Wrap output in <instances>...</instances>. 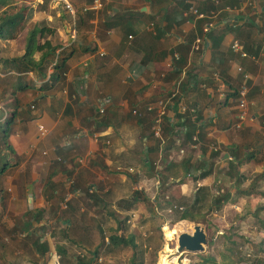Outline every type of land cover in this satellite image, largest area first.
<instances>
[{
    "label": "crops",
    "instance_id": "1",
    "mask_svg": "<svg viewBox=\"0 0 264 264\" xmlns=\"http://www.w3.org/2000/svg\"><path fill=\"white\" fill-rule=\"evenodd\" d=\"M24 1L32 4L33 14L47 13L54 29L49 37L59 42L56 51L67 55L61 80L52 81L50 66L44 79L28 73L35 87L16 94L18 116L7 137L11 148L0 145L7 170L23 162V174L13 178L24 179L20 185L31 215L49 211V200L58 201L69 190L73 196L61 204L68 208L61 223L70 225L71 214L74 222L80 211L106 207L111 192L123 201L113 208L126 211L128 223L136 221L138 214L128 206L141 200L138 193L135 201L132 196L148 178L134 182L127 197L133 170L128 166L137 165L144 176L150 157L158 155L166 166L187 157L193 162L175 143L162 147L155 133L166 119L184 135L183 112L195 122L196 140L214 142L218 154L201 156L215 169L202 179L184 177L178 183L181 193L194 182V192L202 185L212 192L211 176H227L233 181L226 190L229 200L237 198L239 205L255 198L261 208L249 211L250 218L264 210V0H108L99 10H78L75 16L57 0ZM69 1L76 9L91 2ZM234 41L245 56L231 48ZM241 96L249 116L239 126ZM11 100L8 92L1 108ZM231 164L238 166L231 170ZM81 196H87L90 210L78 208L82 203L71 206ZM229 200L222 207L231 205ZM93 224L98 226L97 220ZM90 255L85 261L91 262L95 254Z\"/></svg>",
    "mask_w": 264,
    "mask_h": 264
},
{
    "label": "rangeland",
    "instance_id": "2",
    "mask_svg": "<svg viewBox=\"0 0 264 264\" xmlns=\"http://www.w3.org/2000/svg\"><path fill=\"white\" fill-rule=\"evenodd\" d=\"M46 17L47 13L34 12L31 21H43L49 26ZM13 55H16L14 41H0V57ZM0 73L2 74L1 71ZM1 74L0 88L3 85ZM3 102L0 98V106H3ZM5 112H7L6 107L0 108V120L6 117ZM152 123L153 126L155 121ZM158 127L160 132L157 140L160 145L164 147L166 144L167 146L177 144L183 150L180 155L191 156L193 162H202L204 157L201 156H204L206 151H214L212 148L217 147L214 142H209L205 138H200L198 141L186 139L183 133L171 129L166 119L162 123H157ZM185 144L187 146H184ZM150 160L149 167L144 168L146 171L144 176L137 172V165L128 166L133 170L128 171L130 181L127 197L134 192V182L142 177L148 178L143 182L141 189H137L141 200L135 202L129 209L138 214L136 221L128 223L127 212H117L113 208V205L118 208L116 204L120 202L123 205V201H117L118 198L110 192L106 197L108 204L106 207L95 208L91 210L92 213L86 210L80 211L74 222L71 220V214L70 225L61 223L68 209H62L61 204L66 199L67 202H71L73 196L69 190L64 196L61 195L58 201L54 198L49 200V211L31 215L30 209L27 208V198L20 185L24 179L13 178L15 175L23 174V171H20L23 162L19 161L16 167L7 170L5 179L3 177L4 180H1L3 190L0 191V264H52L56 261L59 264H78V259L87 260L91 258L90 253L93 252L95 256L90 264H131L134 252L137 258L146 264H160L164 254L166 259L170 260L176 256L180 264H229L228 262L264 264V227H260L261 224L257 221L264 220V210L261 209L255 219L249 217V211L255 212L259 210L256 208H261L255 204V198H245V201L235 205L237 198L235 200L232 197L229 200L232 202L231 205L217 210L209 208L208 203L205 202L197 214V221L175 222L180 207L192 201L194 188L198 186L197 182L193 181L190 191L181 193L178 183L170 176L172 172L166 171L164 161L158 155L157 158L150 157ZM209 183L211 193L222 194L231 187L233 181L228 180L227 176L223 179L213 175ZM13 184L17 186L16 190L11 188L10 185ZM78 199L73 200L71 206L75 207L82 203L78 208L83 206L91 209L86 204L87 196ZM95 220L98 225L96 227L93 224ZM181 223L188 225L187 228L176 229ZM85 224L89 227H85ZM196 224H199L207 234L204 250L179 253L176 250L178 235L181 232L192 233V228ZM114 234L133 236L137 248H132L131 245L112 246L107 238ZM39 238V242L48 248L44 255L39 254L34 246ZM58 245L63 248V253L56 251Z\"/></svg>",
    "mask_w": 264,
    "mask_h": 264
},
{
    "label": "trees",
    "instance_id": "3",
    "mask_svg": "<svg viewBox=\"0 0 264 264\" xmlns=\"http://www.w3.org/2000/svg\"><path fill=\"white\" fill-rule=\"evenodd\" d=\"M33 6L24 0H0V41H14L16 55L11 57H0V71L5 73L3 76V85L0 90V98L5 97L9 92L11 102L7 103L6 117L0 120V145L10 149L8 138L11 133V128L15 119L18 116L19 100L16 97L18 92H23L26 89L34 88V80L28 78V73L32 72L35 78L44 79L47 75L49 66L51 67L50 76L52 81L63 79V74L66 70L67 55L61 50H56L60 47L59 42L54 44L49 35L53 34L54 29L46 25L43 21L32 22ZM73 50V49H72ZM72 52L69 51L68 55ZM47 86V85H46ZM43 86H40L42 88ZM175 102V100H173ZM178 110V108L176 107ZM182 128L185 137L189 140L193 139L195 129L197 128L194 121H191L187 112L181 115ZM170 124V123H169ZM172 126V125H169ZM201 136L200 134H197ZM198 137L196 136L194 141ZM218 154L217 150L211 151L210 158ZM239 162V161H238ZM10 166L7 161V156L1 154L0 147V191L3 190L1 180L5 175L7 168ZM238 165L231 164L229 168L232 170ZM213 166L203 160L200 163L192 162L190 157L182 158L179 162H171L166 166V171L172 172L170 176L177 183H181L184 177L192 176L195 179H202L211 173ZM199 171V173H198ZM238 182V181H237ZM135 192L132 196V201H135ZM230 198L228 192L222 194H213L208 186H199L193 194L190 204L181 206L178 210V216L175 220L197 221V214L202 209L205 202L209 208L219 209ZM208 200V201H207ZM132 202L128 208H131ZM264 225V221L261 223ZM40 238L34 244L39 254H44L47 251V246L39 242ZM109 242L113 245H131L132 248H137L134 243L133 236H123L121 234L111 235ZM57 251L63 253V248L58 245ZM212 259V258H211ZM227 259V258H223ZM84 260V259H83ZM78 259V264H90V261ZM231 264V262H228ZM131 264H146L137 258L134 252Z\"/></svg>",
    "mask_w": 264,
    "mask_h": 264
},
{
    "label": "built area",
    "instance_id": "4",
    "mask_svg": "<svg viewBox=\"0 0 264 264\" xmlns=\"http://www.w3.org/2000/svg\"><path fill=\"white\" fill-rule=\"evenodd\" d=\"M58 2H61L63 4V7L65 8V10L67 12H69L70 14H72L73 16H75L79 10V12H86L88 10H99L100 8H102V6L105 4V2H107L108 0H91V2L89 4H84L82 5L79 9H76L75 6L69 1V0H57ZM190 11L192 13H194L197 16H201V14L198 12V10L195 7H190ZM208 29V26L205 27V31ZM263 35V45H264V29L262 32ZM198 42H200V40H196ZM231 48L236 51L239 52L241 56H245L246 53L244 52L242 45L238 42V41H234L231 44ZM238 70H241V68L239 67ZM241 94H244L243 92ZM161 102V101H160ZM237 107H238V123L240 126V123L243 122L244 120H246L249 116L248 114V102L246 101L245 97L241 96L238 99V103H237ZM1 108V106H0ZM98 112L100 114H102L104 112L103 107H100L98 109ZM38 130L42 133L43 132V128L42 126H38ZM160 129L159 127L156 129L155 133L157 135H159ZM156 135V136H157ZM66 202V200L64 201V203ZM63 203V205H64Z\"/></svg>",
    "mask_w": 264,
    "mask_h": 264
},
{
    "label": "water",
    "instance_id": "5",
    "mask_svg": "<svg viewBox=\"0 0 264 264\" xmlns=\"http://www.w3.org/2000/svg\"><path fill=\"white\" fill-rule=\"evenodd\" d=\"M193 232H181L177 238V248L179 253L182 252H201L207 243V234L199 224L194 225Z\"/></svg>",
    "mask_w": 264,
    "mask_h": 264
},
{
    "label": "bare ground",
    "instance_id": "6",
    "mask_svg": "<svg viewBox=\"0 0 264 264\" xmlns=\"http://www.w3.org/2000/svg\"><path fill=\"white\" fill-rule=\"evenodd\" d=\"M187 226L188 225H186V224H180L179 226H177V228L176 229H178V228H182L183 229V227L185 228H187ZM191 227V226H190ZM179 230V229H178ZM160 264H180V263H178V261H177V257L175 256V257H173L171 260L170 259H166V255L164 254V257H163V259H162V262H160Z\"/></svg>",
    "mask_w": 264,
    "mask_h": 264
}]
</instances>
